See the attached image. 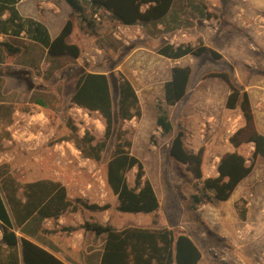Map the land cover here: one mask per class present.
<instances>
[{"label":"rangeland","instance_id":"rangeland-1","mask_svg":"<svg viewBox=\"0 0 264 264\" xmlns=\"http://www.w3.org/2000/svg\"><path fill=\"white\" fill-rule=\"evenodd\" d=\"M80 1L85 10L82 14H75L74 27H80V31L83 30L86 35L82 38L79 59L66 55L43 56L42 52L36 50L40 60L22 63L21 68L26 71L21 74L20 79L0 77V86L3 83L9 88L17 84L20 87V103L15 105L16 109L13 108L11 94H0V102L3 101L0 103V171L20 183L33 181L34 178L57 180L65 184L72 194L75 193L73 188L77 181H90L99 191L94 192L93 197L101 201L100 205L108 204V207L87 209L75 200L89 203L93 199L73 195L70 199L76 208L63 213L67 222L64 226L36 228L37 223L33 219L21 228L15 226V229L26 235L35 233L38 238L49 241L73 264H92L101 248L102 237H95L92 231L72 227L86 221L99 220L116 228L128 225L167 226L188 233L199 244L204 260L209 254L217 259L219 264H264V259L258 254V245H252V239H248V236L255 238L259 236L260 230L264 231V159L259 161L254 182L250 187L242 189L234 203L222 205L219 201L211 200L210 193L202 190L201 180L196 179L183 163L175 160L169 153L171 136L178 128L182 129L179 126V112L187 97L171 109L175 129L163 134L154 122L155 102L162 99L163 94H144L143 79L139 77L147 72L155 75L158 66L154 59L158 58L156 48L164 42H169L176 26L186 33L182 43L201 45L203 38H206V41L224 51L223 40L234 39L240 35L241 32L237 29L243 27L237 24V18L243 16L241 9L252 8L250 0H175L172 13L166 18V22H171L170 25L173 26L157 29V24L152 23L147 26L152 39L149 42L135 40L133 43L124 36V32L130 33L131 30H126V27L107 18L97 19L91 14L89 1ZM252 13L253 17L264 22V9H257ZM204 19L207 21H202ZM248 28L250 27H247L244 33L246 41L251 40ZM257 28L260 29L261 25L258 24ZM256 52L263 54L261 48H257ZM190 61L194 71L189 86L194 83L197 71L210 69L230 73L224 61L208 53L200 56L189 54L180 59L178 65H189ZM79 70L104 71L108 75L114 111L119 75L122 74L127 79L128 76L134 78L139 92V104L144 111L140 121V118L135 117L129 120H119L116 117L114 132L101 152V159L95 161L94 175L88 170H78L81 166L85 168L87 163L79 165L80 158L84 157L76 147V140L85 134L92 136L93 141L102 139L105 123L96 111L79 107L69 101L73 79ZM211 72L213 71H209ZM153 81L154 87L160 84L159 79ZM212 111L218 113L216 105ZM206 122L215 123L214 119H206ZM216 127L214 124L213 129H209L210 132L201 137V143L198 145L200 150H206L207 143L216 144L220 138L221 142L223 141L224 135L219 133ZM237 130L238 127L231 135ZM245 135L243 131L239 138L242 139ZM117 136H121V141H131L130 152L141 160L143 167L145 166L144 176L151 181L159 200L156 211L131 213L116 209V196L107 191L105 166L114 143L118 140ZM188 136L187 134L184 137L187 146ZM247 145L248 143H245L239 152L248 157ZM208 150L210 154L212 151L210 148ZM205 164V169L208 170L212 167L213 159H206ZM135 171L136 168L133 167L125 173L130 185H133ZM207 176L212 175L203 174V177ZM194 196L200 198L199 201H196ZM236 205L245 210V219L238 216ZM233 249L239 251L240 258L233 255ZM244 253L249 254L247 260L242 259L241 254ZM262 256L264 257V253Z\"/></svg>","mask_w":264,"mask_h":264},{"label":"trees","instance_id":"trees-1","mask_svg":"<svg viewBox=\"0 0 264 264\" xmlns=\"http://www.w3.org/2000/svg\"><path fill=\"white\" fill-rule=\"evenodd\" d=\"M72 11L58 34L46 41L47 54L51 57L68 55L76 58L80 48L70 39L74 28L75 14L85 10L80 0H65ZM91 14L108 11L116 23L131 25L135 23L156 22L164 18L175 0H88ZM40 25L39 23H36ZM162 56L178 59L185 55L208 53L218 59L220 53L206 45L189 43L173 44L164 42L156 48ZM191 68L189 65H174L170 79L163 84V100L155 102V124L161 133L172 131L173 126L165 105L176 104L186 93ZM210 76L221 77L229 86L230 92L225 99L226 108H236L242 112L244 126L238 129L230 140L234 147L244 142H252L253 150L246 157L236 149L223 154L216 165L215 176L203 177L201 150L194 152L184 142V132L178 128L170 139L169 153L178 162L183 163L193 176L201 180L203 191L210 193L213 201H225L235 190L238 183L253 169L258 156L264 159V134L253 126L252 112L248 94L234 84L228 73L211 72ZM117 100L114 111L113 97L109 77L105 72L79 70L74 76L71 104L96 111L104 119V136L93 141L85 134L76 140V147L82 157L94 161L101 159V152L114 132L116 117L129 120L141 116V107L135 88L122 74L116 85ZM244 138H239L242 131ZM117 136L111 156L106 162L105 182L116 196V209L120 212L151 213L158 209L159 200L151 181L144 176L141 160L129 150L130 140H120ZM135 167L133 185L126 179L125 173ZM199 201L200 198H196ZM90 210L106 209L108 204L80 202ZM8 208L10 213L8 212ZM67 196L65 186L52 179H37L20 183L0 171V225L2 242L0 243V264H67L52 252L25 236H18L15 226L21 227L30 220L41 221L44 218L56 219L69 209H75ZM238 216L245 218V210L235 206ZM83 228L92 231L95 237H102V245L92 264H197L201 251L190 235L167 226L128 225L121 228L106 223L84 222L72 229Z\"/></svg>","mask_w":264,"mask_h":264},{"label":"crops","instance_id":"crops-1","mask_svg":"<svg viewBox=\"0 0 264 264\" xmlns=\"http://www.w3.org/2000/svg\"><path fill=\"white\" fill-rule=\"evenodd\" d=\"M250 3L252 5V8L241 9V14H243V16L239 19L237 18V24L243 27V29H237L238 32H241L240 35H238L234 39L229 38L227 40H223L224 51L220 50L216 45L211 44L209 41H206V38H203V45L209 46L220 53V60L224 61L228 65V68L230 69V73L228 75L230 76L234 84L247 92L252 112L253 126L258 132L264 134V22H261L262 19L258 20L257 18L253 17L252 13L257 9H264V0H250ZM172 7L170 8L167 15L162 18V20H158L156 22H150L146 24L135 23L131 25L120 24L126 27V30L132 31L130 33H128L127 31L124 32V36H126V39L131 42H134L135 40H137V42H141L143 40L149 42L152 38L151 33L147 30V26L151 25L152 23L157 24V29H159L160 27H162L160 29H163L173 26L170 25L172 24L171 22H166V18L169 14L172 13ZM71 11V7L65 0H0V77L18 80L20 79L21 74L26 71L22 70V63H33L40 60L37 54L38 51L36 50L42 52L43 56L47 55V39L51 40L58 34L64 22L69 17ZM246 11L248 12L246 13ZM176 13L179 14L178 12ZM93 16L97 19L107 18L108 20L110 19L115 22V19L112 18L108 11H105L102 14L94 13ZM202 21L207 20L204 19ZM36 23H39L40 25H37ZM258 24L261 25L260 29L257 28ZM247 27H250L247 29L251 37V40L249 41H246V36L244 35L245 29ZM79 28L80 27H74V31L70 37L72 39L71 41L79 46L81 52L83 44L82 38L84 39V36L86 34H84L83 30L80 31ZM98 29L96 30L99 31ZM79 31L80 34H78ZM185 34V31L177 28L176 26V28L173 29V34L169 39V42L174 44L182 43L185 41ZM73 35H76V37H74ZM137 42L135 43L137 44ZM257 48H261L263 50V54L256 52ZM157 55L158 58H154L158 62L155 75L151 72H147L146 75L142 73V76H139L141 79H143L142 92H144V94H146L147 96L157 93L159 94V92L163 94V84L166 80L170 79L171 68L174 65H178V61L187 56L185 55L178 59H171L160 54ZM75 59H79V56ZM191 65L192 63L190 61L189 66L191 68V72L185 95L176 104H164V106L167 109L168 116L172 123L171 109L179 105L184 97H187L186 101L183 103V105H181V109L179 112L181 117L179 126L184 132V137H186L187 134L189 135L187 137L189 144L188 146L186 144L185 145L189 150L196 152L199 150L198 145H200L201 143V137L204 136L206 132H210L209 129L212 130L214 124H216L217 126V131L224 135L225 132L229 129L234 130L237 127L238 129L242 128L244 126V118L241 110L238 107L232 109L225 107V99L230 92L228 84L219 76L209 75V71L222 72V70L209 69V71H206V69L199 72L197 71L195 74L194 83L189 86V82L194 71ZM87 71L104 72L94 70ZM153 79H159L160 84H156V87H154ZM128 80L135 88L139 98L138 87L134 81V78H130L128 76ZM71 92L72 90L70 91V93ZM0 94H11L14 104L13 108L16 109L15 105L20 103V99L18 98V96L20 95L19 84H17L16 86L14 85L12 88H9L4 86V84L2 83L0 86ZM161 100H163V97ZM2 102L3 101H1L0 103ZM214 105H216L218 113L212 111ZM141 113L142 114L139 117V121L144 116L143 108H141ZM206 119H214L215 123H208L206 122ZM172 126L173 131L175 127L173 124ZM244 132L246 133L245 130ZM245 143H248V151L246 153L247 155H249L253 150L252 142L242 141L236 148L234 147L230 139L228 143H224L223 141L221 142V138L216 142V144L208 145L209 143H207L208 147L206 148V150H201L202 173L215 176L217 174L216 165L219 162L221 156L226 152H230L234 149H236L237 151H241L240 149L241 147H243V145H245ZM208 148H210V150L212 151L210 154H208ZM209 158L213 159V164L212 167L206 170L205 160ZM261 158L262 157L260 156L257 157L255 166L253 167L252 171L238 183L230 197L225 201H219L222 205H226L227 203H234L238 195L241 194L242 189H245V187H250V185L255 180V171L259 166V161ZM67 159H69V157ZM80 159L81 160L79 161V165H84V163H87V165L85 168H82L83 166L78 167V170H88L91 175H94V165L96 162L89 158ZM262 163L264 164V162ZM144 169H146L145 166ZM36 179L41 178H34L32 180ZM63 185L66 187L67 196L69 198H72L73 195H81L86 196L89 199H93V201L89 203H97L99 205L101 204L100 200L93 197L94 192H99L94 183L83 180L77 181V185H75L73 188L75 190L74 194H72L71 191L68 190V187L65 184ZM107 191H111L110 188H108ZM8 212L10 213L9 208ZM247 212L249 214V211ZM99 222L102 223V220H99ZM36 223V228L47 227V229H50L54 227H62L67 222L66 217L64 216V214H62L56 219L44 218L41 221H36ZM261 231L263 230H260L259 236L255 238L248 236V239H252L250 240V242L252 241V245H258V254L261 255L262 259H264V257L262 256V254L264 253V231ZM15 232L18 236H25L38 245L42 246L43 248L47 249L48 251L52 252L61 261L67 264H73L69 258L59 253L61 252L60 249L53 247L51 243H49V241L38 238L37 236H35V233L26 235L23 234V232L20 233L17 229H15ZM1 242L2 230L0 225V243ZM195 243L200 248L199 244L196 241ZM231 251L232 253H234L233 255H237V257L240 258V253L238 250L233 249ZM203 256L204 254L201 251V258L197 264H219L217 259L211 257L209 254H207L208 257L206 260L203 259ZM241 256L242 259L247 260L246 258L249 257V254L244 253L241 254ZM257 264L260 263L257 262Z\"/></svg>","mask_w":264,"mask_h":264},{"label":"built area","instance_id":"built-area-1","mask_svg":"<svg viewBox=\"0 0 264 264\" xmlns=\"http://www.w3.org/2000/svg\"><path fill=\"white\" fill-rule=\"evenodd\" d=\"M122 26V25H121ZM124 27V26H123ZM119 28H120V26H119ZM234 132V130H231V129H229V130H227L226 132H225V134H224V136H223V142L224 143H228L229 142V139H230V137H231V133H233Z\"/></svg>","mask_w":264,"mask_h":264}]
</instances>
